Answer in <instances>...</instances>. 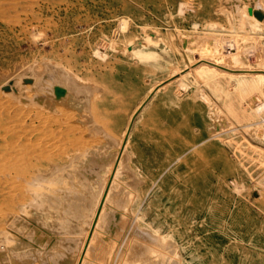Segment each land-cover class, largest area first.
I'll list each match as a JSON object with an SVG mask.
<instances>
[{"label":"rangeland","instance_id":"1","mask_svg":"<svg viewBox=\"0 0 264 264\" xmlns=\"http://www.w3.org/2000/svg\"><path fill=\"white\" fill-rule=\"evenodd\" d=\"M256 1L0 0V162L53 143L93 153L101 173L85 231L91 208L51 218L28 179L0 172L12 195L0 199V264H74L86 234L80 264H264V80L252 75L264 71V24L246 14ZM232 54L214 66L250 69L248 81L204 74L198 58ZM55 67L70 80L64 101L38 75Z\"/></svg>","mask_w":264,"mask_h":264},{"label":"bare ground","instance_id":"2","mask_svg":"<svg viewBox=\"0 0 264 264\" xmlns=\"http://www.w3.org/2000/svg\"><path fill=\"white\" fill-rule=\"evenodd\" d=\"M261 0H257L256 3L253 6H248L246 9V14L248 16H250L251 18H253L255 20L256 23L258 24H264V8L263 7H256L255 5L260 3ZM259 6V5H257ZM97 49V48H96ZM196 59V58H195ZM199 60L203 61L206 67H204L203 69L205 70L204 74L205 75H211L212 78L214 79V81L216 82V84H219L217 78L218 75L224 76L222 74H229V77H233L234 78V82L233 85L235 86H241L243 84V82H245V80L247 79H242V77L240 76H244L247 75L246 72L250 71V69H246V70H241L242 72L239 73L240 70H236L238 71V73L233 72L232 69L226 68L223 66V68L228 69V70H224V69H220V68H216L217 66H220V63H224V64H228L230 67V63H237L238 62V57L234 54L230 55L229 59H222V61H218V59L216 60L214 59H200ZM221 60V59H220ZM241 60V59H240ZM68 61V60H67ZM218 63V65H216ZM223 64V65H224ZM216 65V67L214 66ZM222 65V64H221ZM227 65V66H228ZM241 65V63H240ZM53 67V66H52ZM234 67V66H233ZM240 67V66H239ZM48 68V67H47ZM50 68V67H49ZM195 68V67H193ZM250 68V67H249ZM264 68V67H263ZM51 69V68H50ZM64 69V68H63ZM62 69V70H63ZM237 69V68H236ZM239 69V68H238ZM256 69V68H255ZM43 70V69H42ZM222 74H216L214 72L216 71ZM260 70V69H259ZM54 73L49 74V72H47L46 74H38L39 76H48V78H52L54 79L51 82V92H54L53 94L55 96H52L56 99V100H62L63 98L66 97L67 94V89L66 87L63 85V83L65 81H68V77L66 76L65 73H63V71L60 70V68H54V70H52ZM65 71V70H64ZM189 71V70H188ZM187 71V72H188ZM186 72V73H187ZM245 72V73H244ZM263 73H259V74H252V75H258V82L261 83L264 80V71H262ZM189 73V72H188ZM257 73V72H256ZM30 75V74H29ZM32 75V74H31ZM70 75V74H69ZM56 77V78H55ZM228 77V76H227ZM43 78V77H42ZM46 78V77H45ZM44 78V79H45ZM50 78V79H51ZM254 78V77H253ZM225 79V78H224ZM33 80V79H32ZM212 80V79H211ZM218 80V81H217ZM229 80V79H228ZM251 80V78H250ZM70 81V80H69ZM72 81V80H71ZM74 81V80H73ZM248 81V80H247ZM253 81V79H252ZM256 81V80H255ZM213 82V81H212ZM223 82V81H222ZM50 84V82H48ZM47 81L46 84L48 85ZM247 83V82H246ZM251 83V82H250ZM254 83V82H253ZM35 84V83H34ZM45 84V83H44ZM65 85H68L66 83H64ZM70 84V82H69ZM74 84V83H72ZM76 84V82H75ZM222 84V83H221ZM245 84V83H244ZM249 84V83H248ZM247 84V86H248ZM256 84V83H255ZM71 85V84H70ZM69 85V87H71ZM225 85V84H222ZM246 85V84H245ZM252 88L254 87L253 84L251 83ZM259 85V84H258ZM5 86V85H4ZM36 86V85H35ZM40 85H38L39 87ZM76 86V85H75ZM73 86V87H75ZM213 86V85H212ZM257 86V84H256ZM10 87V86H9ZM249 87V86H248ZM260 87V86H259ZM11 88V87H10ZM50 88V87H48ZM79 89V87H76L74 89V92H76V89ZM220 88V87H219ZM223 88V86H222ZM225 88V87H224ZM12 89V88H11ZM42 89V88H41ZM44 89V88H43ZM47 89V87L45 88ZM10 90V89H9ZM73 90V88L71 89ZM76 90V91H75ZM70 91V90H69ZM220 91V90H219ZM69 93V92H68ZM73 91H70V94H72ZM84 93V92H82ZM222 93V92H221ZM225 93V92H224ZM75 94V93H74ZM77 94V93H76ZM76 94L74 95V97L76 96ZM80 95V93H79ZM223 95V94H222ZM70 96V95H68ZM73 97V94H72ZM34 98V97H33ZM36 98V97H35ZM68 99V98H67ZM75 99V98H74ZM72 100V99H71ZM46 101V100H45ZM44 101V102H45ZM64 101V99H63ZM224 101V100H223ZM61 103V101H59ZM57 102V103H59ZM75 102V101H74ZM50 103V101L48 102ZM78 103V102H76ZM227 103V102H226ZM47 104V103H46ZM56 104V103H55ZM73 104V103H72ZM239 104V103H238ZM41 105V104H40ZM39 105V106H40ZM50 105H52V102L50 103ZM60 105V104H59ZM62 105V104H61ZM65 105V104H64ZM68 105V104H67ZM53 106V105H52ZM55 106V105H54ZM66 106V105H65ZM239 106V105H238ZM264 107V104L262 105ZM38 107V106H37ZM258 107V106H257ZM262 107V109H263ZM240 108V107H239ZM260 108V106H259ZM240 110V109H239ZM261 111V110H260ZM72 111H69V113ZM238 113V112H237ZM242 113V112H241ZM254 114V113H253ZM67 115V114H66ZM88 115V114H87ZM242 115V114H240ZM41 116V115H40ZM39 116V117H40ZM42 117V116H41ZM57 117V116H56ZM92 117V116H91ZM48 118V117H47ZM58 118V117H57ZM38 119V118H37ZM36 119V120H37ZM44 119V117L42 118ZM34 120V119H33ZM31 120V121H33ZM130 123H128L126 130H125V137L128 138L130 131H131V127L135 121V117H133L132 119H130ZM38 121V120H37ZM88 122V121H87ZM23 123V122H22ZM30 123V122H29ZM33 123V122H32ZM95 123V122H94ZM37 124V123H36ZM43 125V124H42ZM31 127V126H30ZM29 127V128H30ZM59 127V126H58ZM19 128V127H18ZM41 128V127H40ZM50 128V127H49ZM102 130V129H101ZM100 130V132H101ZM26 131V130H25ZM36 131V130H35ZM38 132V131H37ZM52 133V132H51ZM23 134V133H22ZM107 134V133H106ZM20 135V132H19ZM32 135V134H31ZM51 135V134H50ZM98 135V134H97ZM21 136V135H20ZM28 136V135H27ZM30 136V133H29ZM44 136V135H43ZM42 136V137H43ZM94 136V135H93ZM34 137V136H33ZM19 138V137H18ZM39 138V137H38ZM41 139V138H39ZM51 140V138H50ZM53 140V139H52ZM25 141V140H24ZM27 141V140H26ZM35 141V140H34ZM49 141V139L47 140V142ZM33 142V141H32ZM39 141H36V144ZM50 142V141H49ZM16 143V142H15ZM125 143V142H124ZM39 144V143H38ZM12 145H14L12 143ZM23 146H21L18 150H16V152L10 153L8 155L5 156L4 160H2V162H0V168L2 170H0L1 174L4 176H7L9 178V176L11 175L12 170L14 171L12 174L15 176V172L18 174H16V176H22L23 178L25 177L26 179H28L29 185H27L25 187V191L27 192V194H29L30 199H34V196L36 198V196L38 198H40L42 201L46 202V206L44 205V211H48L53 218V216L55 217H63L61 214L65 213L67 210L69 209H76V208H80L82 210V214H85L88 208H91L90 210V217L87 223V226L85 228V231H87L86 229L89 228L93 217L95 215V213H98L97 210V203H98V199L96 201V204L94 205V207H89L90 202L92 201L93 197L96 195L95 192H93L94 186H96V182H100V176L99 173H97V171H95V169L93 168L94 165L96 164V162H98V158H96V156L93 153L87 152V153H83L82 155L79 153L78 150L73 151L72 153H70L69 151L71 150H75L76 148L71 146L69 148L66 145L65 148L61 147V145H56L52 143V147H49L46 145V143L44 145H39L38 147H34V148H26L24 146V144H21ZM35 146V145H34ZM65 146V145H64ZM81 146V145H80ZM89 147V146H88ZM66 149V150H65ZM79 149V148H77ZM123 149V148H122ZM121 149V151H122ZM125 149V148H124ZM13 150V149H12ZM71 154V155H70ZM122 154V153H121ZM120 154V155H121ZM69 155V156H68ZM123 157V156H122ZM119 158V157H118ZM3 159V158H2ZM98 164V163H97ZM97 166V165H96ZM24 167H28L30 169L33 170V173L27 172V170H24ZM99 167V166H98ZM116 167V166H115ZM27 168V169H28ZM118 168V167H117ZM112 169V168H111ZM117 169H115L114 172H116ZM101 174V173H100ZM116 174V173H115ZM105 175V174H104ZM113 176V175H112ZM103 177V176H102ZM14 178V177H13ZM17 177H15L16 179ZM12 179V178H11ZM19 179V177H18ZM112 179V178H111ZM1 180V179H0ZM20 180V179H19ZM105 180V178H104ZM10 181V180H9ZM18 181V180H17ZM103 181V180H101ZM11 182V181H10ZM21 182L24 183V181H20V185ZM27 182V183H28ZM31 182V183H30ZM8 183L6 180H3L2 184H0V191H1V201H5L7 200L9 197H11V193L6 191L7 184ZM19 183V182H17ZM14 184V183H13ZM16 185V184H15ZM18 185L19 189L21 188V186ZM112 185H114L113 181H112ZM23 186V185H22ZM17 187V186H16ZM24 187V186H23ZM15 188V187H14ZM24 188H22L23 190ZM18 190V188H17ZM14 190V193L17 194H23L24 190L22 191L20 189V191ZM17 191V192H16ZM107 191V190H106ZM106 193V192H105ZM197 193V192H196ZM26 194V195H27ZM114 192L109 191L108 193H106L105 196V200L103 203V207L102 210L99 214V218H98V228L96 229V235L93 238V243L95 244L96 241V236L98 235V229L100 228V225L102 224V222L100 223V220H102V217L105 215L106 212V208L107 205L109 203V201L111 200V198L113 197ZM22 196V195H21ZM24 196V195H23ZM25 201L24 199L21 200V202ZM40 201V200H39ZM38 201V202H39ZM42 201H40V204L42 203ZM89 202V203H88ZM36 202H33V204H35ZM1 204V203H0ZM37 204V203H36ZM35 204V206H36ZM92 204V203H91ZM102 205V204H101ZM39 206V203L38 205ZM40 207V206H39ZM42 208V207H41ZM3 209V208H2ZM86 209V210H85ZM100 209V208H99ZM3 213V211H2ZM49 215V214H48ZM96 217V215H95ZM98 217V216H97ZM56 220V219H55ZM62 220V219H61ZM97 222V221H96ZM92 225V224H91ZM96 225V224H95ZM133 226V225H132ZM136 226V225H135ZM135 226L133 229H131L132 235L135 232ZM131 228V227H130ZM129 228V229H130ZM90 229V228H89ZM93 231V230H92ZM91 231V232H92ZM128 233L127 237H123L122 241H123V246L120 250L118 259H120V257L124 256V254L126 253V249L128 247V242L130 240V234ZM88 234H86L87 236ZM93 235V234H92ZM126 235V234H125ZM85 236V237H86ZM85 237L82 241V243H80V247L76 253V258L74 261V264H80V261L78 262V259L81 256V250H82V246L84 245V240ZM90 237V236H89ZM121 239V238H118ZM91 240V239H90ZM89 244V243H88ZM87 244V245H88ZM116 247L118 246V241H116ZM90 250L92 249L93 245H90ZM86 252V250L84 251ZM143 255V254H141ZM41 256V255H40ZM85 256V255H83ZM41 258V257H40ZM42 259V258H41ZM82 259V258H81ZM80 260V259H79ZM82 262V261H81ZM170 262V261H169ZM66 263V262H65ZM86 263V262H85ZM83 263V264H85ZM165 264V261L161 260V261H156L153 262V264ZM26 264H33V263H26ZM116 264V263H115ZM169 264H175L174 261H171Z\"/></svg>","mask_w":264,"mask_h":264},{"label":"crops","instance_id":"3","mask_svg":"<svg viewBox=\"0 0 264 264\" xmlns=\"http://www.w3.org/2000/svg\"><path fill=\"white\" fill-rule=\"evenodd\" d=\"M156 90H157V89H156ZM154 92H155V91H154ZM154 92L148 97V100L152 97V95L154 94ZM148 100H147V101H148ZM147 101L143 103V105H142V107H141V110H142V108L146 105ZM136 115H138V114H136ZM157 123H158L157 120H155V125H156Z\"/></svg>","mask_w":264,"mask_h":264},{"label":"water","instance_id":"4","mask_svg":"<svg viewBox=\"0 0 264 264\" xmlns=\"http://www.w3.org/2000/svg\"><path fill=\"white\" fill-rule=\"evenodd\" d=\"M2 88H3V90H6V91H8V90H9V86H8V85H6V86H3Z\"/></svg>","mask_w":264,"mask_h":264}]
</instances>
